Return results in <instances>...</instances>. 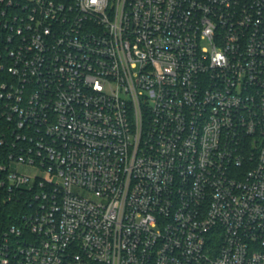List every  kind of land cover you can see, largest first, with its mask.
<instances>
[{"label":"built area","instance_id":"built-area-1","mask_svg":"<svg viewBox=\"0 0 264 264\" xmlns=\"http://www.w3.org/2000/svg\"><path fill=\"white\" fill-rule=\"evenodd\" d=\"M92 263L264 264V0H0V264Z\"/></svg>","mask_w":264,"mask_h":264},{"label":"rangeland","instance_id":"rangeland-1","mask_svg":"<svg viewBox=\"0 0 264 264\" xmlns=\"http://www.w3.org/2000/svg\"><path fill=\"white\" fill-rule=\"evenodd\" d=\"M22 169H24V168H22ZM82 194L87 195L88 193L85 190H82Z\"/></svg>","mask_w":264,"mask_h":264},{"label":"trees","instance_id":"trees-1","mask_svg":"<svg viewBox=\"0 0 264 264\" xmlns=\"http://www.w3.org/2000/svg\"><path fill=\"white\" fill-rule=\"evenodd\" d=\"M92 264H95V263H92Z\"/></svg>","mask_w":264,"mask_h":264}]
</instances>
